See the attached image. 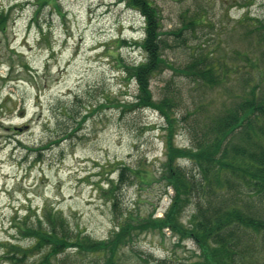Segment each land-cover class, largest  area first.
Returning a JSON list of instances; mask_svg holds the SVG:
<instances>
[{"label":"rangeland","instance_id":"374dc122","mask_svg":"<svg viewBox=\"0 0 264 264\" xmlns=\"http://www.w3.org/2000/svg\"><path fill=\"white\" fill-rule=\"evenodd\" d=\"M149 1L160 12L165 60L151 77L152 99L172 98L181 120L170 136L160 111L135 105L140 92L131 70L147 57L138 10L125 0H0V262L3 244L33 248L31 232L19 228L38 227L52 209L100 241L110 237L116 216L131 214L133 225L163 218L173 194L160 177L168 139L190 148L189 128L209 122L262 79L264 44L248 31L264 23V0ZM201 55L223 60L225 82L198 84L182 71ZM59 99L73 110L67 137H58ZM124 166L129 178L113 195ZM192 213H183L185 228ZM132 234L117 264H138L145 255L201 264L189 235L154 225ZM41 252L29 256L36 261ZM65 255L76 264L93 257L73 248Z\"/></svg>","mask_w":264,"mask_h":264},{"label":"trees","instance_id":"16d2710c","mask_svg":"<svg viewBox=\"0 0 264 264\" xmlns=\"http://www.w3.org/2000/svg\"><path fill=\"white\" fill-rule=\"evenodd\" d=\"M125 1L144 18L142 47L147 57L131 70L140 92L135 105L160 111L167 121L166 130L170 136L181 121L174 117V100L167 96L156 103L150 89L152 75L165 66L163 34L159 32L160 12L149 0ZM181 34L182 30L174 33L176 36ZM248 34L263 45L264 23L253 22ZM224 66L223 60L209 62L201 55L199 58L195 56L182 71L198 84L215 87L227 77V72L222 71ZM260 71V82L248 85L229 107L209 122L202 121L189 128L190 148L175 147L171 137L168 139L165 146L168 159L162 166L160 177L173 194L163 218L142 219L133 225L131 214L116 216L110 237L100 241L74 230L61 212L52 209L44 213V221L38 219V227L20 226L21 234L31 232L34 238L31 250L16 244L2 245L5 261L9 264H51L53 256H61L58 264H76L70 262L67 255L63 256L73 248L78 256H93L91 264H117L119 251L130 244L132 232L154 225L160 229L170 228L183 239L190 236L198 247L200 256L197 257L201 264H264V70ZM79 99L77 96L75 102ZM57 103L63 105L64 116L62 123L57 121L58 137H67L73 110L69 111V100L59 99ZM179 158L188 161L190 166L176 163ZM130 171L126 166L122 168L116 185H112L110 192L113 195L126 183ZM187 207H192L193 213L190 226L185 228L181 218ZM30 252L34 255L41 252L42 255L35 261L29 256ZM1 261L0 264L5 262ZM191 263L145 255L140 256L138 264Z\"/></svg>","mask_w":264,"mask_h":264}]
</instances>
